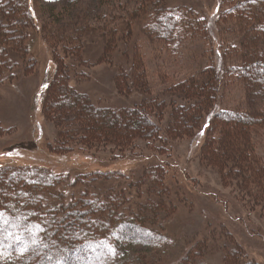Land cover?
I'll return each mask as SVG.
<instances>
[{"label": "trees", "instance_id": "16d2710c", "mask_svg": "<svg viewBox=\"0 0 264 264\" xmlns=\"http://www.w3.org/2000/svg\"><path fill=\"white\" fill-rule=\"evenodd\" d=\"M137 2H143L140 12L149 21V35L155 42L183 50L189 41L201 44L203 53L207 48L211 53V33L204 18L185 9H166L165 0ZM31 5L32 0H0V84L6 76L13 77L19 63L25 74L31 71L26 48L28 31L34 28ZM222 16L233 29L227 28V33L236 35L238 42L231 49L238 56V66L229 71L230 76L257 102L246 113L214 110L221 77L213 64L197 67L186 81L175 84L170 91L174 99L171 106L165 105L166 111L161 113V106L154 102L145 103L153 119L140 108L112 112L94 107L85 95L69 87V72L56 66L42 111L56 125L58 139L43 154L31 155L22 149L17 156L12 154L14 149L0 153V264H148L150 258L139 250H150L158 259L165 255L166 249L160 251L162 243L157 242L161 238L142 214L127 212L123 202L112 197L102 201L73 192L76 186L121 179L122 173L95 168L91 154L107 149L110 154L130 153L135 141L156 144L157 153H164L179 137L195 139L201 162L221 172L226 186L233 181L231 187L240 200L264 216V164L255 144V136L264 133V0H236ZM133 18L138 16L134 13ZM56 35L50 37L54 49L63 44L75 50L81 46L75 34ZM56 97L63 99L60 106ZM101 116L105 118L98 123ZM121 116L138 118L141 123L122 131L113 127ZM214 130L217 134L208 136ZM126 162L115 170L128 169ZM201 245L206 244L188 245L175 264H195L192 254ZM222 259V264H254L239 246Z\"/></svg>", "mask_w": 264, "mask_h": 264}, {"label": "rangeland", "instance_id": "374dc122", "mask_svg": "<svg viewBox=\"0 0 264 264\" xmlns=\"http://www.w3.org/2000/svg\"><path fill=\"white\" fill-rule=\"evenodd\" d=\"M73 1L32 0L34 28L28 31L26 40L31 71L25 74L24 65L19 63L13 77L6 76L0 84V153L14 149L12 154L17 156L22 149L31 155L43 154L58 139L56 125L46 120L42 111L56 66L69 72L68 85L72 90L106 111L140 108L153 119L152 111L143 105L154 102L161 106V113L166 111L163 108L171 106L174 99L170 91L186 81L197 67L206 68L207 64H213L221 77L215 111L246 113L250 106L257 105L229 72L238 66V56L231 50L238 42L236 35L227 33V28L233 29L222 15L236 0L163 3L166 9L193 11L196 17L206 20L212 46L211 53L208 48L205 51L207 54L201 44L189 41L183 50L155 42L149 35V21L140 12L143 2L138 0ZM149 7L146 5V12ZM134 13L137 19L133 18ZM74 29L79 32L73 33ZM53 34H75L81 46L75 50L72 45L63 44L54 49L50 44ZM57 61L61 62L56 65ZM55 100L59 105L63 99ZM140 123L138 118L121 116L113 127L125 131ZM216 134L214 130L208 136ZM255 141L264 164V133H258ZM135 142L130 153L110 154L107 149L91 154L95 168L110 174L122 173L121 179L76 186L73 192L88 193L102 201L112 197L115 202L122 201L127 212L142 214L147 226L161 238L157 241L162 243L159 250L166 249L160 259L150 250H139L150 258L148 264H175L188 245L199 243L206 245L195 247V264H222L223 255L237 246L249 254L251 263L264 264V216L240 200L231 187L233 181L226 186L221 172L201 162L195 139L179 137L170 142L164 153H157L156 144ZM120 155L128 158L119 160ZM219 156L227 161L222 152ZM123 161L129 162L125 166L128 169L115 170Z\"/></svg>", "mask_w": 264, "mask_h": 264}]
</instances>
